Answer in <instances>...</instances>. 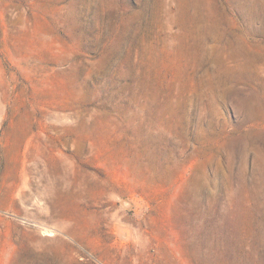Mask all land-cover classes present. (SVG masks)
<instances>
[{
    "label": "rangeland",
    "instance_id": "374dc122",
    "mask_svg": "<svg viewBox=\"0 0 264 264\" xmlns=\"http://www.w3.org/2000/svg\"><path fill=\"white\" fill-rule=\"evenodd\" d=\"M0 264H264V0H0Z\"/></svg>",
    "mask_w": 264,
    "mask_h": 264
}]
</instances>
